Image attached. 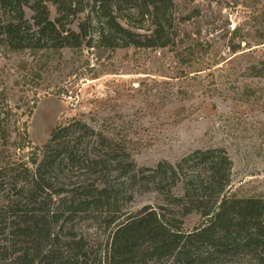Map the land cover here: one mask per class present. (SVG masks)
Instances as JSON below:
<instances>
[{
  "label": "trees",
  "instance_id": "1",
  "mask_svg": "<svg viewBox=\"0 0 264 264\" xmlns=\"http://www.w3.org/2000/svg\"><path fill=\"white\" fill-rule=\"evenodd\" d=\"M48 3L56 8L55 19ZM176 7V0H0V58L27 51L32 61L19 62V70L28 67L32 77L40 78L64 48L81 52L86 45L101 52L121 46L167 50L186 77L206 66L212 70L217 61L211 63L201 51L203 44L191 40ZM77 18L75 30L70 25ZM94 29L96 41L90 33ZM238 32L234 28L228 42L233 52L242 45L235 43ZM255 36L264 43L263 30L257 28ZM247 72L264 79V55ZM5 99L0 88V186L17 195L9 208L15 214L11 224L18 248L6 264H226L234 257L264 264V197L230 192L232 162L223 149L201 148L175 163L142 168L151 171L165 201L157 209L146 206L121 217L119 200L130 199L140 180L125 136L73 118L54 127L43 146H30L34 167H25L24 157L15 154L29 147L27 121L21 132ZM81 164L90 173L115 175L67 189L63 174ZM19 196L26 197L25 203ZM57 196L62 199L55 204ZM104 208L111 233L94 252L84 237L72 233L73 223L91 209L105 213ZM194 213L200 222L184 230L183 217Z\"/></svg>",
  "mask_w": 264,
  "mask_h": 264
},
{
  "label": "rangeland",
  "instance_id": "2",
  "mask_svg": "<svg viewBox=\"0 0 264 264\" xmlns=\"http://www.w3.org/2000/svg\"><path fill=\"white\" fill-rule=\"evenodd\" d=\"M48 5L55 19L56 8ZM176 5L182 28L193 42L203 44L201 51L211 63L217 61L212 70L206 66L186 77L167 50L115 46L99 52L84 45L81 52L64 48L62 57L34 78L30 68L19 70V62L32 61L27 51L1 55L0 88L5 101L14 108L21 132L27 121L29 147L15 154L24 157L25 167H34L31 145L43 146L54 127L77 118L113 135L122 133L128 141L140 180L129 192L130 199L119 200L120 216L146 206L157 209L165 201L152 183L151 171L142 168L175 163L201 148H221L230 158V192L264 197V79L247 76V68L264 55L263 40L255 36L257 28L264 31V0H176ZM31 15L27 9V17ZM79 19L71 28L78 30ZM236 27L235 43L242 45L233 52L228 42ZM90 33L96 41L97 29ZM110 172L90 173L81 164L66 171L61 181L70 189L78 182L105 181L115 175ZM4 188L0 186V264H6L5 259L18 249L11 224L15 214L9 208L17 195ZM59 197L53 199L55 204ZM19 198L25 203L26 197ZM100 210L91 209L73 223L72 233L84 237L94 252L111 233L104 220L106 208L105 213ZM183 220L184 230L190 231L200 217L188 214ZM233 259L226 264L248 262L245 257Z\"/></svg>",
  "mask_w": 264,
  "mask_h": 264
}]
</instances>
